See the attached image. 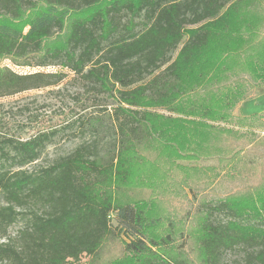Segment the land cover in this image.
<instances>
[{"label":"trees","instance_id":"trees-1","mask_svg":"<svg viewBox=\"0 0 264 264\" xmlns=\"http://www.w3.org/2000/svg\"><path fill=\"white\" fill-rule=\"evenodd\" d=\"M0 59L63 67L92 102L118 104L64 127L83 142L46 166L26 168L57 131L26 141L0 133V264H66L116 240L126 264H190L169 255L171 235L154 236L150 205L113 197L140 150L157 144L221 164L188 185L225 192L194 214L204 264H264V136L241 131L264 123L234 113L264 85V0H0ZM65 78L0 68V99ZM232 253L240 257L227 263Z\"/></svg>","mask_w":264,"mask_h":264},{"label":"rangeland","instance_id":"rangeland-1","mask_svg":"<svg viewBox=\"0 0 264 264\" xmlns=\"http://www.w3.org/2000/svg\"><path fill=\"white\" fill-rule=\"evenodd\" d=\"M8 67L20 74L34 72H54L65 74L64 81L56 87L41 91H30L13 97L0 99V133L13 136L22 141L36 137L40 133L58 132L47 146L36 165L46 166L53 160L70 154L83 140L75 138L71 129H64L76 119L98 114L102 107L108 104V111L117 107L114 99L107 103L92 102L91 95L84 93V88L78 78L69 70L60 66L47 68L17 66L12 59H0V68ZM104 105V106H101ZM88 106V110L83 108ZM166 115L168 112L160 111ZM235 117H245L255 114L262 115L260 123H264V85L250 89L244 101L234 111ZM235 125V124H234ZM241 131L254 132L257 137L264 136V128L253 130L246 128ZM248 138H252L248 135ZM88 139V138H87ZM249 147H246L248 151ZM259 152L264 156V147ZM139 159L135 161L133 174L126 186L112 190L115 202L120 204L141 203L150 205V211L155 217L156 226L152 233L158 239L171 235L172 244L167 251L169 255L185 260L190 264H204V258L198 247L199 217L194 215L201 203L223 196L224 188L208 184L205 191L195 195L188 188L191 184L198 187L201 180L212 177L221 164L216 159H197L186 155L176 147H164L162 144L144 147L140 150ZM261 156V155H260ZM225 187H242L238 182L224 183ZM0 203H2L0 199ZM115 225V222H112ZM23 224L12 226L9 237H16ZM4 240L0 239V243ZM239 253L228 254L226 262L231 263L239 258ZM124 246L121 241H109L97 256H81L78 260H68L66 264H126Z\"/></svg>","mask_w":264,"mask_h":264}]
</instances>
